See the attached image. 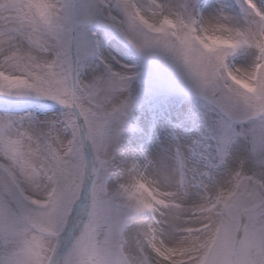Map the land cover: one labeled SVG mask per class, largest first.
I'll return each instance as SVG.
<instances>
[{"label": "snow or ice", "instance_id": "obj_1", "mask_svg": "<svg viewBox=\"0 0 264 264\" xmlns=\"http://www.w3.org/2000/svg\"><path fill=\"white\" fill-rule=\"evenodd\" d=\"M116 42L171 56L226 124L264 121V0H0V264H264V163L123 145Z\"/></svg>", "mask_w": 264, "mask_h": 264}, {"label": "rangeland", "instance_id": "obj_2", "mask_svg": "<svg viewBox=\"0 0 264 264\" xmlns=\"http://www.w3.org/2000/svg\"><path fill=\"white\" fill-rule=\"evenodd\" d=\"M112 54L121 63L136 65L131 66L133 78L127 90L134 84L138 88L130 96L128 122L121 137L133 153L146 155V148L152 150L148 145L166 150L159 145L164 142L167 154L174 156L179 149L196 167L211 161L221 171L228 165L239 167L245 159L264 163V121L226 124L223 114L192 91L186 71L166 53L141 55L126 43L116 42ZM232 63L241 65L239 53ZM226 131L235 138L222 159L217 144Z\"/></svg>", "mask_w": 264, "mask_h": 264}, {"label": "bare ground", "instance_id": "obj_3", "mask_svg": "<svg viewBox=\"0 0 264 264\" xmlns=\"http://www.w3.org/2000/svg\"><path fill=\"white\" fill-rule=\"evenodd\" d=\"M129 65L130 66H133L134 67V63L131 61L130 63H129ZM242 65H236V67H241ZM138 87H137V85L136 84H134L130 89H128L127 90V92H126V95H128V96H131L134 92H135V90L137 89ZM178 126H179V124H177ZM176 130H180V128L178 129H176ZM182 133V132H181ZM179 138L181 139V136H179ZM159 145H162V147L164 146V148L166 147V150L165 149H163L162 148V150L159 148V150H154L153 149V147H152V145H148L149 147H151V149L152 150H150V149H148V148H146L145 149V151H146V155L147 156H151L153 153H155V152H160V153H166L168 150H167V146H166V143H159ZM236 160H239V159H237V158H235ZM228 167H231L230 165H228Z\"/></svg>", "mask_w": 264, "mask_h": 264}]
</instances>
